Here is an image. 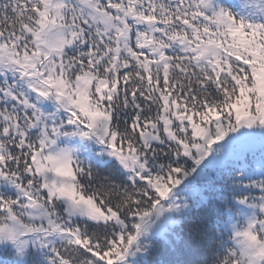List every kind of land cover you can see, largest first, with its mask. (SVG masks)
Returning <instances> with one entry per match:
<instances>
[{"label": "snow or ice", "instance_id": "snow-or-ice-1", "mask_svg": "<svg viewBox=\"0 0 264 264\" xmlns=\"http://www.w3.org/2000/svg\"><path fill=\"white\" fill-rule=\"evenodd\" d=\"M0 264H264V0H0Z\"/></svg>", "mask_w": 264, "mask_h": 264}]
</instances>
